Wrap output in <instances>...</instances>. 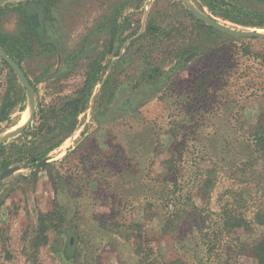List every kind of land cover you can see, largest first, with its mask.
Wrapping results in <instances>:
<instances>
[{"label":"rangeland","instance_id":"1","mask_svg":"<svg viewBox=\"0 0 264 264\" xmlns=\"http://www.w3.org/2000/svg\"><path fill=\"white\" fill-rule=\"evenodd\" d=\"M28 1L45 3L41 42L14 41L35 90L31 125H38L40 107L71 97L87 77L90 91L74 132L45 157L50 168H22L35 147L30 132L0 144V162L20 168L0 182V264H162L178 258L195 264L200 249L192 236L198 238L199 220L185 215L169 226L160 210L147 220L146 203L159 192L149 180L176 176L198 208L217 213L228 186L243 198L252 195L253 176L235 181L224 168L204 197L196 193L200 173L194 167L205 169V159L221 166L240 160L224 154V146L237 149L264 114V40L211 32L185 5L231 29L264 33L249 24L261 21L256 6L244 0ZM25 4L2 6L1 37H20ZM29 113L25 90L0 59V139ZM254 167L264 172L261 162ZM55 204L64 220L47 233L46 245L34 249L38 215ZM217 221L210 216L206 223ZM260 237L258 229L239 237L245 251L237 264H256L253 247Z\"/></svg>","mask_w":264,"mask_h":264},{"label":"trees","instance_id":"2","mask_svg":"<svg viewBox=\"0 0 264 264\" xmlns=\"http://www.w3.org/2000/svg\"><path fill=\"white\" fill-rule=\"evenodd\" d=\"M244 1L256 6L255 10L261 20L258 23L249 24L264 28V0ZM17 4L21 8L22 3L19 2ZM3 7H0V12ZM44 11L45 3L43 1L36 4L35 1L26 0L25 6L22 10H19L18 15L19 28L21 29L20 37L17 39L12 37L8 40L0 36V47L19 66V56L15 51L14 41L18 42L21 38L25 44L41 42L44 33L41 19ZM224 18L238 23L232 17L224 16ZM202 26L205 25L203 24ZM205 27L211 32H216L210 27ZM1 62L12 74L14 73L3 60ZM89 82V78L87 77L85 84L77 89L71 97L61 99L58 103L49 105L46 108H39L38 125L35 127L33 125L29 126L20 135H26L30 132V135L34 139L31 145L35 144V147L26 154H30V158L26 159L25 163L21 165L23 169L35 168L37 163L45 159L48 153L58 148L74 132L77 118L85 108L90 91ZM235 144L239 146L237 149H233L229 144L224 146V149H226L224 154L241 155L238 162L228 160L221 166V164L212 161V159H205L208 164L203 162L207 165L205 169L202 168L203 171L199 167L202 163H196L194 167L196 174L200 173L197 179L200 189L196 193L203 194L204 197L208 196V192H213V189L220 183L222 177H219L218 173L224 171V168L225 170H229L228 178H233L235 181L247 180L250 176L254 177L253 184L250 187L254 191L252 195H248L246 198H243L244 194L239 196L238 193L234 192L237 190H233L229 186L227 187V191L218 200L222 202L219 213L208 207L198 208L192 202V190L188 186H181L182 184L176 176L172 178L170 175L162 179L149 180L150 182L152 181L154 187L159 186V192L157 200L154 199L152 203H146V209L143 211V214L147 220H151L156 215V211L158 212L159 210L165 214L167 223H170L169 226L180 222L185 215H192L196 221L199 220V227H196L198 238L192 236L193 239H198L195 242L200 249V253H197V255L194 253L195 256L199 257V260L195 264H237L238 256L242 255L245 251V247L240 243L239 237L243 233L253 229H258L261 236L253 247V257L256 264H264V172H257L254 169L255 163L258 162H261L264 166V114L260 117L257 126L252 130L248 139ZM45 145L47 148H45ZM4 150L5 146H0V154ZM179 153L181 152L179 151ZM13 162L2 160L0 162V169L5 170L9 168ZM50 167V163H46L43 166V168ZM167 171L170 172V168ZM31 175H35V171H32ZM247 185L244 192L249 189ZM201 215L204 216L202 221L200 220ZM210 216L218 217V221L213 225L206 223L210 219ZM63 220L64 216L58 204L53 205L51 210L40 213L38 215L37 231L33 239L32 248L36 249L41 245H46L48 241L47 233L49 231H56ZM162 264L191 263L190 261L178 258L170 263Z\"/></svg>","mask_w":264,"mask_h":264},{"label":"water","instance_id":"3","mask_svg":"<svg viewBox=\"0 0 264 264\" xmlns=\"http://www.w3.org/2000/svg\"><path fill=\"white\" fill-rule=\"evenodd\" d=\"M12 1H20V0H0V7L4 6L7 3H10ZM183 1V0H179ZM186 9L190 12L192 16H194L197 20L205 24L206 26L233 38L238 39H259L264 40V33L258 32V31H244V30H234L231 29L215 19L197 11L190 5H185ZM0 59L3 60L15 73V75L18 78V81L22 88L26 92L27 101L30 107V113L28 116L27 121L15 132H11L6 134L4 137L0 139V144L4 141H7L8 139L15 138L19 136L26 128H28L34 121L35 115H36V107H35V90L32 87V85L27 81L26 76L20 66L7 55V53L0 47ZM46 163H48V159H44L40 161L37 164V167L42 168ZM20 168L18 167H10L6 170H4L0 174V182L5 180L6 178L12 176L16 171H18Z\"/></svg>","mask_w":264,"mask_h":264},{"label":"bare ground","instance_id":"4","mask_svg":"<svg viewBox=\"0 0 264 264\" xmlns=\"http://www.w3.org/2000/svg\"><path fill=\"white\" fill-rule=\"evenodd\" d=\"M27 119H25V120H23V122H21V124H20V126H18V127H16L14 130H12L11 132H15V131H17L24 123H25V121H26ZM11 132H9V133H11Z\"/></svg>","mask_w":264,"mask_h":264}]
</instances>
